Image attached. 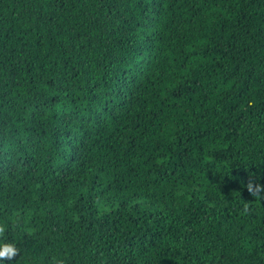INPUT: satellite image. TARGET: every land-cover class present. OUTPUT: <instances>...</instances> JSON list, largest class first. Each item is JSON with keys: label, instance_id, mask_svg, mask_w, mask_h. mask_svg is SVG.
Segmentation results:
<instances>
[{"label": "trees", "instance_id": "16d2710c", "mask_svg": "<svg viewBox=\"0 0 264 264\" xmlns=\"http://www.w3.org/2000/svg\"><path fill=\"white\" fill-rule=\"evenodd\" d=\"M256 185L264 0H0L18 264H264Z\"/></svg>", "mask_w": 264, "mask_h": 264}, {"label": "clouds", "instance_id": "9594fccd", "mask_svg": "<svg viewBox=\"0 0 264 264\" xmlns=\"http://www.w3.org/2000/svg\"><path fill=\"white\" fill-rule=\"evenodd\" d=\"M249 191H253V186H249ZM255 191L257 194L264 192V185H256ZM21 254V249L17 243L7 238L5 226L0 225V264H9L16 261V258ZM18 264V261H16ZM52 264H64V260L59 257H52Z\"/></svg>", "mask_w": 264, "mask_h": 264}]
</instances>
